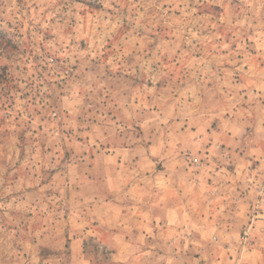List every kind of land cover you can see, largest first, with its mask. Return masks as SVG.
<instances>
[{"label": "rangeland", "instance_id": "374dc122", "mask_svg": "<svg viewBox=\"0 0 264 264\" xmlns=\"http://www.w3.org/2000/svg\"><path fill=\"white\" fill-rule=\"evenodd\" d=\"M262 87L264 0H0V264H264Z\"/></svg>", "mask_w": 264, "mask_h": 264}, {"label": "crops", "instance_id": "0c3cea01", "mask_svg": "<svg viewBox=\"0 0 264 264\" xmlns=\"http://www.w3.org/2000/svg\"><path fill=\"white\" fill-rule=\"evenodd\" d=\"M261 90L264 92V87H262ZM262 107L264 108V105H262ZM231 115L232 117L224 120L223 125L217 126L215 128H212V118H199L198 122L201 123V125L196 130V142H199V145L201 147V149L199 150L205 151V148L208 145V151H211L216 146V144H218L222 147L223 154H232L233 158H237L238 156L239 161H241V151L238 143H240L241 139L243 138L242 131L244 127H242L243 124L241 123V119L238 117V114L232 113ZM209 145H211V148H209ZM236 147H238L239 149L237 152L238 155L234 153L237 151ZM244 155L245 154H243V156ZM218 169L223 173L228 172L225 167H218ZM196 170L198 171L199 169ZM207 170L208 173L211 172L210 175L203 176L202 174H199L198 176L192 177L193 179H190L183 178L181 169H177L176 174L180 175L177 180H174L175 184L177 183V186H174V182H170L169 178H164L163 180V177L161 178L159 174L164 173H159L154 178L162 180L160 186L162 185L161 187H165L166 189H163L164 193L160 195V200L163 202H167L170 200L169 197H173L174 201H179L176 205L181 206V204L179 203L184 202L183 197L187 196L188 194H192V196L194 197L191 196L189 198H186L185 201L197 202L196 197L200 193V190L205 189V187L207 191L209 190L208 194L210 195H214L216 189H218L220 192L225 189H235V187L232 188L231 185L228 183V177L225 180L224 174V176H222V179H218L219 174L217 173V170L213 165L207 167ZM208 178H211V180H208ZM148 180H150L151 182L153 179H145V181ZM137 189H140L139 183L134 184L133 189L131 190L135 191ZM180 209H182V207H180L179 210Z\"/></svg>", "mask_w": 264, "mask_h": 264}]
</instances>
